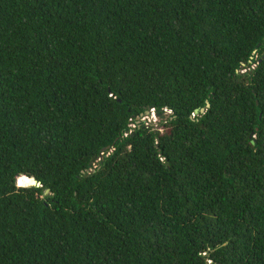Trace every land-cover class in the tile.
Segmentation results:
<instances>
[{"label":"trees","instance_id":"obj_1","mask_svg":"<svg viewBox=\"0 0 264 264\" xmlns=\"http://www.w3.org/2000/svg\"><path fill=\"white\" fill-rule=\"evenodd\" d=\"M0 264H264V0H0Z\"/></svg>","mask_w":264,"mask_h":264},{"label":"rangeland","instance_id":"obj_2","mask_svg":"<svg viewBox=\"0 0 264 264\" xmlns=\"http://www.w3.org/2000/svg\"><path fill=\"white\" fill-rule=\"evenodd\" d=\"M165 115L163 117L157 115L154 111H149L143 114L140 118L136 119V123L139 121L144 123L145 125L152 126V127H158L160 128L161 125L164 123V120L166 118V115L169 114V112H164ZM131 127H133L131 125Z\"/></svg>","mask_w":264,"mask_h":264},{"label":"water","instance_id":"obj_3","mask_svg":"<svg viewBox=\"0 0 264 264\" xmlns=\"http://www.w3.org/2000/svg\"><path fill=\"white\" fill-rule=\"evenodd\" d=\"M206 106L208 107L209 105L207 104ZM200 112L203 113L204 110L201 109ZM195 113H197V110H195ZM22 178L33 180L34 184H33L32 186H35V185H36V186H39V184H37V182H36L33 178L26 177V176H23ZM17 186H18V185H17ZM19 187H20V186H19ZM47 193H48V190H46V191L44 192L45 195H46Z\"/></svg>","mask_w":264,"mask_h":264}]
</instances>
